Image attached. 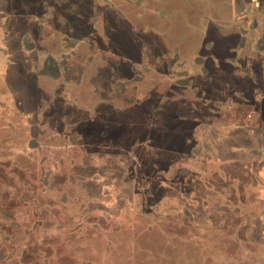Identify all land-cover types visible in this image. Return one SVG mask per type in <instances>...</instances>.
Returning a JSON list of instances; mask_svg holds the SVG:
<instances>
[{
  "label": "rangeland",
  "instance_id": "rangeland-1",
  "mask_svg": "<svg viewBox=\"0 0 264 264\" xmlns=\"http://www.w3.org/2000/svg\"><path fill=\"white\" fill-rule=\"evenodd\" d=\"M155 1L0 0V264H264V0Z\"/></svg>",
  "mask_w": 264,
  "mask_h": 264
},
{
  "label": "crops",
  "instance_id": "crops-1",
  "mask_svg": "<svg viewBox=\"0 0 264 264\" xmlns=\"http://www.w3.org/2000/svg\"><path fill=\"white\" fill-rule=\"evenodd\" d=\"M152 2V1H151ZM154 2L158 3L157 1L154 0ZM172 3H177V4H180V5H192V6H198V5H208V6H213V5H216V4H226L228 7H229V13H231V6L233 5V0H175L174 1H171V0H168L167 1V4H172ZM155 4V3H154ZM197 10V9H196ZM199 11V10H198ZM211 12V11H210ZM209 12V13H210ZM198 13V12H197ZM196 15V14H195ZM198 16V15H197ZM196 16V25L192 23V28H193V31H200V27H199V18ZM210 19H214L210 16V14H208L206 16V21L208 22L206 25H210V22L211 24H213L214 22L213 21H210ZM192 20L194 21V18H192ZM213 22V23H212ZM215 24V23H214ZM195 25V26H194ZM263 27V26H262ZM262 31V35L264 34V27L261 29ZM204 32V31H202Z\"/></svg>",
  "mask_w": 264,
  "mask_h": 264
}]
</instances>
